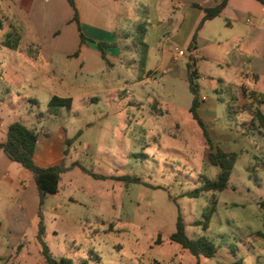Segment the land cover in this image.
<instances>
[{"label":"rangeland","instance_id":"rangeland-1","mask_svg":"<svg viewBox=\"0 0 264 264\" xmlns=\"http://www.w3.org/2000/svg\"><path fill=\"white\" fill-rule=\"evenodd\" d=\"M162 2L158 17L161 25H168L167 18L176 21L180 14L170 0ZM130 7V18L117 22L115 39L121 55L108 52L110 64L104 63V71L92 79L87 72H95V63L103 62L100 49L95 53L80 48L77 23L66 24L65 15L63 26L56 20L51 39L57 47L72 50V55L79 52L80 59H66L57 52L55 66L26 48L1 44L16 42V37L9 22L0 29V110H14L5 117L6 123L21 121L43 132L64 127L70 138L82 131L69 147L66 163L79 162L106 177L95 179L78 167L63 176L59 194L47 196L42 206L44 241L54 258L65 257L74 264H195L197 258L170 241L180 211L191 239L207 236L217 247L216 257H200L201 264H229L236 259L244 264H264V128L252 117V105L235 96L228 99L240 78L230 70L231 82L217 83L223 94L215 92L210 81L214 67L202 64L205 78L198 80L200 94L208 99L204 107H211L205 113L208 118L202 117L216 145L226 151L242 148L243 153L228 189L188 198L186 194L200 188L203 180L213 181L219 174L209 161L202 130L190 113L188 42L167 45L164 38L157 41L149 52L148 68L158 67L168 57V50L171 55L182 50L185 56L178 69L152 71L137 84L144 73L140 50H134L132 42L137 24L144 23L147 29L157 25L148 12L149 0H123L119 14L126 16ZM176 27L170 24L169 29ZM127 34L132 35V41L126 40ZM82 62L86 67H80ZM118 80L124 89L103 90L105 85H117ZM243 82L264 96L263 78ZM92 84L100 85L95 88L96 95L88 89ZM53 95L73 96L71 109L62 107L56 114L50 113L48 103ZM255 102L260 106L263 101ZM224 127L234 128L233 135H227ZM56 144L60 158L67 145L61 137ZM126 176L137 177L141 183L119 180ZM212 201L217 202V211L204 231L196 222L203 220ZM39 222L37 213L23 228L15 264H46L36 237Z\"/></svg>","mask_w":264,"mask_h":264},{"label":"crops","instance_id":"crops-1","mask_svg":"<svg viewBox=\"0 0 264 264\" xmlns=\"http://www.w3.org/2000/svg\"><path fill=\"white\" fill-rule=\"evenodd\" d=\"M122 1L74 0L79 13L82 32L88 38L81 45L79 27L78 24H75L78 31V38L76 35L75 37L80 40V48L86 47L89 50L95 51V53H99L100 48L98 43L109 42L110 44H114L115 47H107L108 49L105 50L107 58L109 56L107 53L111 52V50L118 51L121 55L122 52L117 47V40L115 39L117 22L119 18L120 20L123 17L130 18L131 13L130 7L125 11L126 16L119 14ZM162 1L149 0L148 12L155 16L154 23H156L157 27L147 29L145 37L148 45L147 61L143 67L144 70L142 72L144 73L141 75L143 80H138L137 84L143 83L147 79L148 73L152 71L160 72L162 70V72H171L178 69V62L183 57L178 58L177 53V55H171L170 50L166 51L169 55L158 67L154 70L148 68L149 52L152 47L155 49L157 41H161V38H164L167 45L171 41L188 42V51L193 34L203 17V11L194 6V4L211 8L223 0H170L180 16L176 18V21L174 18H167L168 25H161V20L158 17L163 8ZM178 13L175 15L177 16ZM62 15L67 17L66 24L76 23L73 21L74 10L68 0H0V17L3 19V22H9L10 27L14 29L13 35L19 41L17 48H26L30 52H34L37 57L39 55L45 56L47 63L51 66L56 65L57 57L55 53L57 52L64 56L66 55V59H80V53H78L79 56L76 55L77 53L72 55V50H64L60 45L57 47L56 43L51 39V30L56 20L60 21L63 18ZM129 18L128 21H130ZM121 24L122 26L124 25V23ZM170 24L172 26L177 24V29L175 30L173 28V30H170ZM63 25L64 23L61 20L59 26ZM63 34L64 31L62 32ZM125 37L127 41H132V35L127 34ZM134 47V50H138L135 45ZM191 54L196 58L199 77L203 81L205 77L202 64L210 63L214 67L211 71L214 74V78H211L210 81L215 92H219L217 83L226 85L228 82H231L229 79L231 75L229 71L233 70L231 72H235L238 75L237 77L240 78V81L234 83V87L228 93V99H232L234 96L238 97L241 100H245L250 106L252 105V110H261L264 114L263 94L259 91L252 90L248 84L243 82L249 79H264V5L261 2L258 0H229L220 16L204 24L198 33L197 48ZM100 57L103 62L95 63V72H87L89 79L97 77L99 72L104 71V65L110 64L102 58V55ZM186 58L187 64L188 57L186 56ZM80 67H86L85 63L82 62ZM52 73L55 75L54 70H52ZM119 78L120 76H118ZM99 86L95 84L90 85L88 87L90 94L96 95L97 91H95V88ZM121 89H124V87L120 86V80H118L117 85H105L103 87V90L113 92ZM245 92L246 96H244ZM219 93L223 94V90ZM64 98L74 99L73 96H65ZM200 98L202 102L198 112L201 119L207 125L208 122L204 120V117L208 118L205 113L211 107H204L206 100H208L206 96H201L200 94ZM256 99L263 101L260 106L255 102ZM13 111L0 110V141L5 140L8 127L14 123H6L5 121V117H8L10 115L9 112ZM202 114L204 117H202ZM212 124L217 123H213L212 121ZM36 128L34 127L33 129ZM213 129L216 128L214 127ZM222 130L224 132L227 131V135L229 136L233 135L234 132V128L232 129L231 127L228 129L224 127ZM46 133L51 136L41 139L35 154L36 163L43 167L57 164L63 159L65 148L62 151V156L58 158L57 154L60 150L56 142L61 137L64 139V144L66 145V139L70 138L64 127H60L54 132L46 131ZM240 150L242 148L230 151ZM47 196H51V194ZM39 205L40 196L34 175L21 164L11 161L0 150V264H15L14 256L18 253L15 248L18 246V242H22L21 240L24 234L23 228L34 221L39 211ZM52 210L57 211L56 208ZM11 258L13 261H10Z\"/></svg>","mask_w":264,"mask_h":264},{"label":"trees","instance_id":"trees-1","mask_svg":"<svg viewBox=\"0 0 264 264\" xmlns=\"http://www.w3.org/2000/svg\"><path fill=\"white\" fill-rule=\"evenodd\" d=\"M70 5L74 10V21L78 24L81 45H83L88 38L82 32V28L79 20V13L76 7L74 0H68ZM229 0H223L221 3L217 4L211 8H205L198 4H194V6L200 8L203 11V17L197 26L191 43L188 47V62L186 64L187 74H188V83L189 90L192 94V104L190 107V113L192 118L197 122L199 127L202 130V134L205 138L206 145L209 148L210 152L208 155L209 161L212 166L219 169V174L217 178L213 181H209L207 179L203 180L200 188H196L193 191L188 192L186 195L188 198H197L201 195L202 192H223L230 187V181L233 169L242 154V150L240 151H226L221 148L219 145H216L211 132L209 131L206 123L201 119L198 109L201 105L200 98V86L198 84L199 73L196 67V58L191 54L197 48L198 42V33L203 28L204 24L221 15L228 4ZM264 5V0H258ZM4 27L3 19L0 17V29ZM147 33V27L144 23H138L136 27L135 37L133 38V44L140 50V59L141 65L144 67L147 61V50L148 45L145 42V37ZM16 42H3L5 46H9L12 48H17L19 45L18 38L15 40ZM98 46L101 51L102 58L109 63L108 58L105 53V49L107 47H115L114 44H108L104 42H99ZM79 53V52H78ZM78 53L76 55H78ZM73 104L72 98H64L59 96H53L48 103L49 112L57 113L58 109L65 107L68 110L71 109ZM252 117L259 123L261 128H264V114L261 110H252ZM255 125V124H254ZM82 134V131H79L74 138L66 139V149L64 150L63 159L54 165H50L47 167L40 166L35 161V154L37 152V147L42 138H49L51 135L37 131L36 129L28 127L26 124L20 121H16L12 123L7 130V135L5 140L0 141V150H2L6 156L13 162L21 164L26 170L30 171L34 175L35 183L40 196V205L38 216L40 218V222L38 224V233L37 240L42 246V256L44 257L47 264H74L71 259L61 257L54 258L44 241L45 235V225L42 214V206L44 205V201L47 195H55L58 194L61 190V182L63 176L71 171L73 168H80L85 174L92 176L95 179H106L105 176L96 174L91 170L85 168L79 162H74L70 165L66 163V158L69 155V147L74 143V141ZM119 180L124 181L126 183H137L140 184L141 181L139 178L134 177L131 178L129 176L121 177ZM179 207V206H178ZM217 211V202L212 201L211 205L206 208L202 214L203 220L196 222L197 225L202 227V230L207 231L210 227V223L212 221L213 216ZM187 223L183 217V215L178 213L177 221H176V229L170 236V241L180 245V247L189 252L193 257L197 258L198 261L195 264H201L199 259L200 257L206 259H213L217 255V247L215 243L207 236H201L197 240L191 239L186 232ZM261 235H263L260 232ZM96 255V254H95ZM97 260L100 262L101 258L99 256ZM229 264H244L242 260H235Z\"/></svg>","mask_w":264,"mask_h":264},{"label":"built area","instance_id":"built-area-1","mask_svg":"<svg viewBox=\"0 0 264 264\" xmlns=\"http://www.w3.org/2000/svg\"><path fill=\"white\" fill-rule=\"evenodd\" d=\"M184 56H185L184 52L182 50H180L177 57L179 58V57H184Z\"/></svg>","mask_w":264,"mask_h":264}]
</instances>
